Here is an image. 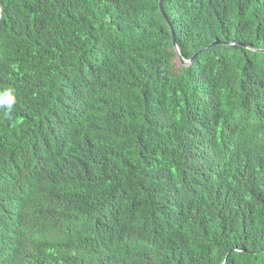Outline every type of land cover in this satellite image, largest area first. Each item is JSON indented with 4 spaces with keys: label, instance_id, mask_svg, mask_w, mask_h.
Wrapping results in <instances>:
<instances>
[{
    "label": "trees",
    "instance_id": "obj_1",
    "mask_svg": "<svg viewBox=\"0 0 264 264\" xmlns=\"http://www.w3.org/2000/svg\"><path fill=\"white\" fill-rule=\"evenodd\" d=\"M161 6L0 0V264H264V0Z\"/></svg>",
    "mask_w": 264,
    "mask_h": 264
},
{
    "label": "water",
    "instance_id": "obj_2",
    "mask_svg": "<svg viewBox=\"0 0 264 264\" xmlns=\"http://www.w3.org/2000/svg\"><path fill=\"white\" fill-rule=\"evenodd\" d=\"M159 9H160L162 15L164 16L165 20L168 22L167 18H166L165 15H164V12H163L162 6H161V0H159ZM168 24H169V22H168ZM169 29H170V31H171V35H172V44H173V48H174V50H175V52H176V54H177V56H178L180 62H181L183 65L187 66V65L191 64L192 61H193V59H194V57H195L198 53H200V52H202V51H204V50L207 49V47H204V48L200 49L199 51H197V52H196L193 56H191L189 59H184V58L181 56V54L179 53V49H178V47H177V45H176V40H175L174 32H173V29H172V27H171L170 25H169ZM220 43H223V44H232L233 42H232V41H222V42H221L220 40H215V41H213L210 45H216V44H220ZM234 43H235V42H234Z\"/></svg>",
    "mask_w": 264,
    "mask_h": 264
},
{
    "label": "bare ground",
    "instance_id": "obj_3",
    "mask_svg": "<svg viewBox=\"0 0 264 264\" xmlns=\"http://www.w3.org/2000/svg\"><path fill=\"white\" fill-rule=\"evenodd\" d=\"M48 128V127H47ZM44 131V130H43Z\"/></svg>",
    "mask_w": 264,
    "mask_h": 264
}]
</instances>
